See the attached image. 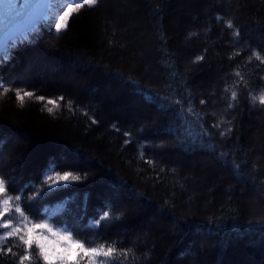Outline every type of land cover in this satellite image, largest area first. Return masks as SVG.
<instances>
[{
    "label": "trees",
    "instance_id": "trees-1",
    "mask_svg": "<svg viewBox=\"0 0 264 264\" xmlns=\"http://www.w3.org/2000/svg\"><path fill=\"white\" fill-rule=\"evenodd\" d=\"M29 37L0 60L9 194L33 196L54 160L87 179L32 211L86 226L114 205L120 220L82 235L126 250L121 264H264V106L250 99L264 90V0H98ZM84 193L86 214L68 200ZM23 254L0 243V264Z\"/></svg>",
    "mask_w": 264,
    "mask_h": 264
},
{
    "label": "snow or ice",
    "instance_id": "snow-or-ice-1",
    "mask_svg": "<svg viewBox=\"0 0 264 264\" xmlns=\"http://www.w3.org/2000/svg\"><path fill=\"white\" fill-rule=\"evenodd\" d=\"M97 3L98 0H65L62 5L57 6L56 0H50L40 12L38 20L31 28L21 33L20 36L27 39L31 33L38 31V24L41 26L54 24L56 32L60 33L67 28L71 16L78 9L83 8L85 5L94 6ZM16 7L17 0H6V12L14 10ZM53 8H58L59 10L53 12ZM226 27L231 29L233 27L232 21L229 20ZM235 35H239L238 31ZM16 42L13 39L4 49H0V60L8 56V49L15 47ZM252 56L264 63V56L259 51H253ZM202 59L203 57H197V60ZM236 75H239V73H236ZM4 91L7 92L8 89L5 88ZM15 95L17 100L22 102L24 97H33L34 93L24 91L21 94V91L17 90ZM237 95L236 91H232L231 100L235 101ZM35 99L44 101L46 98L36 95ZM59 99L62 100L63 97ZM250 99L253 103L258 102L264 106V90H261L259 95H251ZM146 100L147 102H154L150 97H146ZM176 103L179 104L180 101L177 100ZM47 104L55 106L56 102L53 99H47ZM200 104H205V101L201 100ZM227 107L232 109L233 104L230 102ZM47 111L52 113L53 108L49 107ZM214 127L219 128L220 125L216 124ZM228 131L230 132L231 129L229 128ZM128 135V133H125V136ZM220 135L223 137L225 133L221 132ZM129 142V140H125V144ZM3 143V139H0V145H3ZM147 163L152 164L153 160L149 158ZM49 173L54 175H49ZM41 177L40 189L33 196L24 198L23 192L32 188V184H25L23 188L18 190L20 194L12 195L9 193L16 183V178L13 177L12 180H8L6 177L0 176V229L8 230L3 236H0V243L11 237L19 240L23 246L24 253L19 257V264H25L26 261L29 264H37V262L39 264H82L85 258H87V264H121L120 257L124 256L125 259L127 258L126 250L118 249L114 243L108 242L90 246L93 242L82 235L84 231H95L98 233L101 225H110L120 220V216L113 217L111 215L114 205H107L109 210H103L102 207L88 221L86 226L77 223L82 220V216H76L71 224L56 222L53 217L58 213H50L47 207L44 208L43 214L39 211L33 212V206L40 205L50 194L72 187L75 182H80L83 179H87V177L73 174L72 170H64L54 160L50 161L47 167L42 170ZM76 199H80L79 208L81 213L86 214L88 193H84L82 197L68 198L72 203H75ZM101 212L102 214H100ZM17 214L18 217L14 220ZM34 220H40L41 222L35 223L33 222ZM33 249L35 250L34 255L32 254ZM7 251L11 252L12 249L9 248Z\"/></svg>",
    "mask_w": 264,
    "mask_h": 264
},
{
    "label": "water",
    "instance_id": "water-1",
    "mask_svg": "<svg viewBox=\"0 0 264 264\" xmlns=\"http://www.w3.org/2000/svg\"><path fill=\"white\" fill-rule=\"evenodd\" d=\"M48 0H17V7L6 12V0H0V49L32 27ZM38 26V25H37Z\"/></svg>",
    "mask_w": 264,
    "mask_h": 264
},
{
    "label": "rangeland",
    "instance_id": "rangeland-1",
    "mask_svg": "<svg viewBox=\"0 0 264 264\" xmlns=\"http://www.w3.org/2000/svg\"><path fill=\"white\" fill-rule=\"evenodd\" d=\"M56 2H57V6H59V5H62L64 2L62 1H60V0H56ZM59 9L58 8H53V12H55V11H58ZM54 27H55V25L54 24H52ZM261 197V196H260ZM262 198V197H261Z\"/></svg>",
    "mask_w": 264,
    "mask_h": 264
},
{
    "label": "bare ground",
    "instance_id": "bare-ground-1",
    "mask_svg": "<svg viewBox=\"0 0 264 264\" xmlns=\"http://www.w3.org/2000/svg\"><path fill=\"white\" fill-rule=\"evenodd\" d=\"M29 41V40H28Z\"/></svg>",
    "mask_w": 264,
    "mask_h": 264
}]
</instances>
